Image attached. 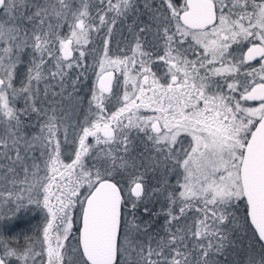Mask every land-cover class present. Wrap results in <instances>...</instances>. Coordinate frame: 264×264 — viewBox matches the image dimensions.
<instances>
[{"label": "snow or ice", "instance_id": "snow-or-ice-1", "mask_svg": "<svg viewBox=\"0 0 264 264\" xmlns=\"http://www.w3.org/2000/svg\"><path fill=\"white\" fill-rule=\"evenodd\" d=\"M0 264H264V0H0Z\"/></svg>", "mask_w": 264, "mask_h": 264}, {"label": "trees", "instance_id": "trees-1", "mask_svg": "<svg viewBox=\"0 0 264 264\" xmlns=\"http://www.w3.org/2000/svg\"><path fill=\"white\" fill-rule=\"evenodd\" d=\"M28 219V218H26ZM41 223V220L39 218L36 219H32L30 224L27 223H23L22 222V229H18L17 230V234L21 231V230H27L29 228L35 230L36 226L39 225Z\"/></svg>", "mask_w": 264, "mask_h": 264}]
</instances>
